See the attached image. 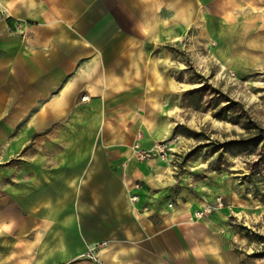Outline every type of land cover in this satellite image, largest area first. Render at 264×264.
<instances>
[{"label":"crops","instance_id":"obj_1","mask_svg":"<svg viewBox=\"0 0 264 264\" xmlns=\"http://www.w3.org/2000/svg\"><path fill=\"white\" fill-rule=\"evenodd\" d=\"M244 8L258 1L0 0V264H241L222 213L192 219L206 204L172 143L137 156L177 132L179 49L198 29L232 53Z\"/></svg>","mask_w":264,"mask_h":264},{"label":"rangeland","instance_id":"obj_2","mask_svg":"<svg viewBox=\"0 0 264 264\" xmlns=\"http://www.w3.org/2000/svg\"><path fill=\"white\" fill-rule=\"evenodd\" d=\"M257 1L258 11H238L249 27L232 53L214 51L198 29L192 50L179 49L178 126L165 142L195 201L207 207L222 199L213 214L227 220L241 264H264V137L257 133L264 130V0Z\"/></svg>","mask_w":264,"mask_h":264},{"label":"built area","instance_id":"obj_3","mask_svg":"<svg viewBox=\"0 0 264 264\" xmlns=\"http://www.w3.org/2000/svg\"><path fill=\"white\" fill-rule=\"evenodd\" d=\"M88 100V98L86 96H84L82 98V101H86ZM161 156L162 158H166L167 155H168V148H167V145L166 143H161L157 146V149L156 151H150V152H140L138 153V159L139 160H148V159H151L153 158L154 156ZM138 200V197L137 196H133L132 197V201L134 202H137ZM172 205H170L171 207ZM223 207V202H222V199L221 198H217L216 200V205L215 206H211V205H208L207 207H204L202 208L201 210L199 211H196L194 212L193 216H192V219L194 220H200V219H203V218H206L207 216L213 214L217 209L219 208H222ZM95 250V248H92L90 250V258L95 260L96 258L93 257L91 254H93V251Z\"/></svg>","mask_w":264,"mask_h":264},{"label":"trees","instance_id":"obj_4","mask_svg":"<svg viewBox=\"0 0 264 264\" xmlns=\"http://www.w3.org/2000/svg\"><path fill=\"white\" fill-rule=\"evenodd\" d=\"M247 128L249 129V127L247 126ZM258 129V135H260V137H264L262 136V134H264V130L260 129V128H257Z\"/></svg>","mask_w":264,"mask_h":264}]
</instances>
